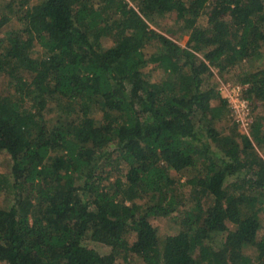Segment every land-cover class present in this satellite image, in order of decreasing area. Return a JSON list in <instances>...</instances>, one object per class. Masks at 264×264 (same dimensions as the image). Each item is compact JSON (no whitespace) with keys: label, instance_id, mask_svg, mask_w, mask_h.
I'll return each mask as SVG.
<instances>
[{"label":"trees","instance_id":"trees-1","mask_svg":"<svg viewBox=\"0 0 264 264\" xmlns=\"http://www.w3.org/2000/svg\"><path fill=\"white\" fill-rule=\"evenodd\" d=\"M5 31L0 264H264V67L234 72L248 132L213 74L261 53L264 0H10Z\"/></svg>","mask_w":264,"mask_h":264},{"label":"rangeland","instance_id":"rangeland-1","mask_svg":"<svg viewBox=\"0 0 264 264\" xmlns=\"http://www.w3.org/2000/svg\"><path fill=\"white\" fill-rule=\"evenodd\" d=\"M10 0H0V13L1 11L4 9V7H6V5L9 3ZM129 4L131 5V3L129 2ZM198 23L199 24H207V16L205 14H203L202 16H200L198 18ZM148 24L150 25L151 28L165 34L166 36H169L171 38H175L178 35L179 32V27H180V23L177 22H173V19H157L156 22H152L151 20H149ZM7 32H0V38H4L6 37ZM184 38V37H183ZM184 40V39H183ZM180 43L183 45L184 42L180 41ZM103 44L104 46H110L112 44V40H110L109 38L103 39ZM153 47H149L148 48V52L149 51H153ZM151 67V65L148 66V68ZM264 67V47L261 48V53L257 55L256 59L254 62L252 63H242V65L236 64L235 66L232 67L230 73H219L217 71V69L213 68V74H214V79H216L218 81V85H217V89L219 91V94L221 95V97L225 98L227 105L225 107H223V111L225 112V118H231L232 117L235 118L236 116V111L234 112L233 108L230 105L228 98L229 93L231 92L230 88L231 86L234 85H240L237 82V76L234 74V72H238L243 68H248V71H255V70H259L261 68ZM156 73V72H155ZM229 85H231L229 87ZM15 87L13 82L9 81V78L6 76H3L0 73V94H6V95H11L14 97L15 93ZM212 104L214 106H220V102L219 100H213ZM252 110V109H251ZM100 113H98L96 115V117H100ZM256 115H261L264 116V101L263 102H258L257 103V108H255L254 110H252L251 112V116H253L252 118H250L251 120H253V118ZM58 114L53 116L51 115L50 121L55 122V120L57 119ZM239 119H241V117H237ZM236 119V118H235ZM250 120V121H251ZM239 122V121H238ZM231 121L229 126H231ZM228 126V127H229ZM225 128V130H221L224 133H228L229 132V128ZM239 128H241L244 132H248V125H244L243 121L239 122ZM112 145V144H111ZM257 150L258 147H256ZM10 167H11V160H10V156L6 153V152H2L0 154V172L3 173H7L10 171ZM170 174L176 178H180L177 173L175 171H171ZM186 177L182 176L180 178L181 182H185ZM185 190L187 191V187L185 186ZM140 201V200H139ZM138 202V201H137ZM11 201L8 200L7 198H4L3 195L0 194V205L1 206H5L10 204ZM153 224L157 227L159 233L161 236L165 235L167 232L172 231L173 228V221L167 219L166 217H154L152 219Z\"/></svg>","mask_w":264,"mask_h":264},{"label":"built area","instance_id":"built-area-1","mask_svg":"<svg viewBox=\"0 0 264 264\" xmlns=\"http://www.w3.org/2000/svg\"><path fill=\"white\" fill-rule=\"evenodd\" d=\"M231 85H229L230 87ZM231 92L228 95V100L231 107L233 108L236 116L241 117V119L236 118L237 121H243L244 125H248L247 116L249 114L248 101L241 96L242 86L234 85L230 88Z\"/></svg>","mask_w":264,"mask_h":264}]
</instances>
